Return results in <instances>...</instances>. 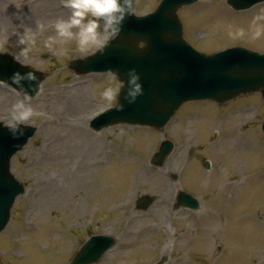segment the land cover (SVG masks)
<instances>
[{
  "label": "rangeland",
  "instance_id": "obj_1",
  "mask_svg": "<svg viewBox=\"0 0 264 264\" xmlns=\"http://www.w3.org/2000/svg\"><path fill=\"white\" fill-rule=\"evenodd\" d=\"M158 1L136 0L133 11L144 14ZM261 12L264 2L235 12L225 0H197L181 8L179 17L184 38L202 52L234 45L264 52V37L252 40L247 32L253 16ZM68 14L60 0H0V52L44 72L40 90L27 100L0 82V121L6 124L11 105L24 101L34 110L25 123L36 128L11 159V171L24 192L0 232V264H71L79 246L95 234L116 239L96 264H264L260 94L221 105L187 102L160 131L127 124L96 131L89 126L90 118L115 103H103L99 91L116 87L118 81L109 73L78 75L70 70L71 59L90 54H81L74 41L63 55L46 47L47 38L55 34L54 22ZM239 29L245 30L244 36L230 35ZM23 31L31 47L27 59L15 44ZM90 84L99 85L96 96ZM82 120L95 137L85 154L88 164L77 167L71 159L84 140L78 133ZM185 131L191 135L188 143ZM229 132L241 133L249 145L239 152L225 142L212 148L218 135ZM165 138L173 150L154 166L150 158ZM141 162L147 172L156 173L151 185L134 184ZM206 162L209 169L203 166ZM237 164L245 171L236 169ZM164 183L174 188L169 201L162 200L166 194L159 186ZM231 183H238L232 193ZM130 190L131 201L123 203ZM180 191L197 199V209H176ZM142 195L152 196V204L138 210L134 202ZM212 209L215 216L206 220Z\"/></svg>",
  "mask_w": 264,
  "mask_h": 264
},
{
  "label": "water",
  "instance_id": "obj_2",
  "mask_svg": "<svg viewBox=\"0 0 264 264\" xmlns=\"http://www.w3.org/2000/svg\"><path fill=\"white\" fill-rule=\"evenodd\" d=\"M195 0H161L157 8L144 16L128 17L120 35L104 50L103 55L92 54L70 62V68L77 73L110 72L118 81L127 79L129 69L139 75L142 94L133 103L124 98V91L118 94L116 106L104 112L92 127L120 123L148 125L160 129L183 102L188 100H212L222 103L237 95L260 92L264 99V54L241 47L229 48L206 55L194 50L182 38V28L177 10ZM263 0H226L235 9H246ZM145 47L141 48L140 45ZM17 62L12 56L0 53V80L11 85L8 79L13 72L21 74L32 71L37 77L34 95L39 88L43 73L28 65ZM16 88V85H12ZM0 124H3L0 122ZM24 135L13 139L6 128L0 127V230L9 217V209L15 197L23 191L22 185L10 173V159L21 149L33 134L34 128L22 126ZM264 131V126H263ZM172 149V143L165 140L152 158L160 164ZM151 197L137 200V207H147ZM197 208L198 202L186 192H180L176 206ZM114 239L106 236H92L84 243L72 264H93L112 246Z\"/></svg>",
  "mask_w": 264,
  "mask_h": 264
},
{
  "label": "clouds",
  "instance_id": "obj_3",
  "mask_svg": "<svg viewBox=\"0 0 264 264\" xmlns=\"http://www.w3.org/2000/svg\"><path fill=\"white\" fill-rule=\"evenodd\" d=\"M64 9L69 14L67 18H59L54 24L55 34L47 38L45 44L49 49H56L58 54L66 53V45L74 41L76 49L81 54H100L109 44L120 35L125 20L133 15L132 9L134 0H60ZM31 32V29H28ZM252 40H259L264 37V12L253 16L247 29ZM34 35V33H33ZM233 37H242L245 35L244 29H239L235 33H230ZM18 39L15 44L19 47L20 53L27 59L31 52V47L25 39V31L22 34L17 33ZM22 46V47H21ZM146 45L141 44L143 48ZM24 66V65H21ZM127 79H120L116 87H104L99 91V98L105 104H113L117 95L123 90L124 98L128 103H133L137 96L142 94V86L138 82L139 75L135 69H129L126 73ZM11 85H16L19 94L28 99V91L24 84H28V90L35 91L38 87L37 77L32 71L21 74L13 72L8 78ZM99 85L90 84L89 90L93 96L97 94ZM117 110L122 105H115ZM34 114L30 104L24 101H17L11 105V119L6 124H0V127L6 128L13 139L24 135L25 122L29 121Z\"/></svg>",
  "mask_w": 264,
  "mask_h": 264
},
{
  "label": "bare ground",
  "instance_id": "obj_4",
  "mask_svg": "<svg viewBox=\"0 0 264 264\" xmlns=\"http://www.w3.org/2000/svg\"><path fill=\"white\" fill-rule=\"evenodd\" d=\"M51 6V5H50ZM52 13H57L58 11L60 10H56L54 11L55 9H51ZM84 120L80 121L79 123V130H78V133L79 134H83L84 136V140L81 141V144L79 146H77L75 148L74 151H78L76 153V155L71 159V162L75 165L78 166H82V165H86L88 164V161L85 157V154H86V151L88 149H90L91 145H92V139L95 137V134H93L91 131H88L84 125ZM191 139V135L188 131H185V142L188 143L189 140ZM222 142H225L226 143V146L233 150L234 152H239L241 150H243V148H245L247 146L248 143H246L244 141V137L241 133H237V132H233V133H224V134H221V135H218L216 140L212 143V148H216L218 145H220ZM253 143V142H252ZM249 145V144H248ZM125 152V149L123 150ZM126 154V152H125ZM237 158V157H236ZM239 158V157H238ZM240 160V159H239ZM238 165V164H237ZM236 169H239L240 171V168L243 169V167H241L240 165L236 166L235 167ZM148 170L146 169V164L144 162H141L139 164V173L137 175H135L136 177L134 178V184L136 185H142V184H148V185H151L155 182V175L156 173H152L150 174L149 172H147ZM243 171H245L243 169ZM243 171L239 172V173H242ZM244 175V174H242ZM244 177V176H243ZM236 185H238V183H231V187L229 188L230 192H234V190H236L235 188L237 187ZM159 189H161L162 191L165 192V196H162V200H165V201H169L170 200V197L169 195L174 191V188L170 185V183L166 184L164 183L163 185H160L159 186ZM131 201V190L128 194V196H126L122 202L123 203H129ZM211 213L209 215H207V219L206 220H209V218H213L215 215V211L214 209L210 210Z\"/></svg>",
  "mask_w": 264,
  "mask_h": 264
}]
</instances>
